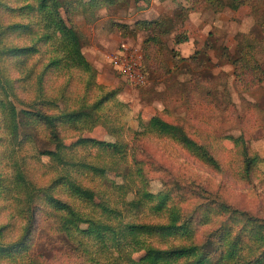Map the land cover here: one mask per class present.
Wrapping results in <instances>:
<instances>
[{
    "label": "rangeland",
    "instance_id": "obj_1",
    "mask_svg": "<svg viewBox=\"0 0 264 264\" xmlns=\"http://www.w3.org/2000/svg\"><path fill=\"white\" fill-rule=\"evenodd\" d=\"M98 1L100 4L95 5L96 9L91 6L87 10L82 8L70 17L83 34V53L96 70L98 85L87 86L89 74L64 67L49 70L44 78V92L57 99L62 108H74L80 102L95 101L99 93L118 91L105 111L115 115L120 113L125 127L121 138L129 147L125 160H120L119 172L107 176L117 183L137 179L140 189L170 196L168 208L161 213L152 208L155 202L138 209L126 204L125 201L137 198L135 191L138 187L126 196L111 189L115 198L112 193L107 198L123 211L127 221L166 223L175 215L181 223L189 224L188 234L197 243L218 238L224 230L232 231L233 239L241 244V261L238 260L242 264L253 256L264 254V227L259 226L256 237L248 234L253 224L264 223V162L257 164L251 174L243 173L245 142H249V153L257 152L264 158V81L253 90L244 89L235 80L233 64L239 53L237 50L248 45L241 35L250 32L247 38L253 43L256 59L264 67V44L260 41L264 31L257 28L252 8L221 11L219 6L205 0ZM23 4L22 0H0V26L31 23L27 32L19 28L10 29L5 36L0 35V52L5 44L32 43L31 34L40 30L33 12L26 17L12 10V7ZM191 7L196 10H189ZM162 19L167 20L171 30L160 35L159 43H150L147 39L156 32L143 28L138 21ZM178 36L187 39L179 43ZM123 43L131 56L141 55V65L146 68L145 72L142 69L146 79L144 84L131 82L110 63L109 57ZM38 47L40 53L28 62V68L35 74L40 73L54 54L48 45ZM14 63L11 58L0 59V74L19 76ZM17 87L18 96L13 101L18 110L35 112L37 98H33L37 97V92L34 89L21 91L18 84ZM0 96H3L1 87ZM114 101L125 106L120 108ZM32 102L33 105L36 102L33 107ZM155 114L185 127L192 139L217 159L220 167L200 161L193 150L169 139L150 134L135 136V131H143ZM32 118L35 119L36 115ZM28 119H19L24 124L21 127V157L33 155L35 147L37 150L53 148L45 129L39 128L35 122H28ZM65 131L61 134L66 136L67 143L78 139V132ZM26 133L30 135L25 136ZM86 135L116 140L104 124L87 130ZM240 135L245 142L235 145L228 139ZM89 152L91 157L101 156L98 148ZM30 157L25 160L27 174L38 185L48 184L55 174L42 167L35 156ZM42 159L48 163L47 156ZM127 170L131 174L125 179L123 176ZM10 174V128L4 127L0 113V264H32L33 260V264H91L83 256L82 247L67 240L57 230L55 220L43 216L38 218V226L31 234V252L10 253V244L20 240L27 231L24 220L13 215ZM85 184L99 192L106 190L104 183L97 178L86 179ZM61 197L70 201L65 195ZM75 204L80 208L77 201ZM228 207L246 211L248 214L242 216L247 219L238 221ZM217 243L220 242L217 240ZM221 248L219 244L218 249ZM105 249L117 262L115 243L108 241ZM219 258L217 252L211 255L213 264H220Z\"/></svg>",
    "mask_w": 264,
    "mask_h": 264
},
{
    "label": "trees",
    "instance_id": "obj_2",
    "mask_svg": "<svg viewBox=\"0 0 264 264\" xmlns=\"http://www.w3.org/2000/svg\"><path fill=\"white\" fill-rule=\"evenodd\" d=\"M22 1L23 5L12 7V10L15 11V14L20 12V15L26 17L33 12L37 16L40 30L31 34L33 36L32 43L26 45L5 44L0 52L5 57L0 59L2 61L13 59L14 66L20 72V75L16 77L0 74V87L3 94L0 96V113L3 115L4 127L10 128V203L13 206V215L24 220L25 229L27 228L20 240L10 244V250H12L10 253L17 254V251L20 250L24 253L31 252L30 239L33 237L31 234H33V229L38 226V218L43 216L46 219L55 220L57 230L61 234L63 233L67 240H71L70 242L79 244L82 247L83 256L91 264H213L211 255L215 252L220 254V258L217 260H220V264H242L239 262V260L241 261V244L239 240L233 239L232 231L224 230L218 238L214 237L210 241L197 243L188 234L190 232L188 231L189 224L181 223L180 218L175 215L166 223L127 221L124 219L123 211L118 210L115 204L112 205L110 199L107 198L109 194L112 193L111 196L115 198L113 193L119 190L126 196L138 187L135 191L137 198L125 201L126 204L138 209L149 202H155L152 208L155 212L161 213L168 208L167 201L170 197L169 194L161 192L155 194L140 189L137 179L128 183H117L107 176L108 173L119 172L120 160H125L129 147L128 143L121 138L125 127L120 113L115 115L105 111V109H109V102L115 100L118 91L99 93L95 101L80 102L79 106L74 108H62L57 99L44 92V78L49 70L64 67L78 69L89 74L87 86L98 85L95 81L96 70L83 53V34L70 20V17L82 8L87 10L91 6L96 9L95 5L100 3L98 0L84 2L76 0L74 3L71 0ZM205 1H211L210 4L219 6L218 10L221 11L226 8L237 10L242 7H251L257 28L264 31V0ZM189 10L196 9L191 7ZM138 24L156 32L147 39L150 43L152 41L159 43L160 35L167 34L171 30L167 26V20L163 19L138 21ZM30 25L31 23L20 22L14 23L12 26L3 24L0 26V35L5 36L10 29L23 28L27 32ZM249 34L250 32L241 35V39L247 41L248 45L237 50L239 53L233 64L235 80L239 86L246 90H253L264 81V67L254 55L253 43L247 38ZM186 39L187 37L178 36L177 42L182 43ZM260 41L264 44V37ZM40 44L51 47L54 54L40 73L35 74L32 69L28 68V62L40 53L38 47ZM262 51L264 52V50ZM142 69L145 72L146 68L143 64L141 71ZM17 84L21 87V91L34 89L37 92V97L33 98H37L35 112L18 110L16 107L13 98L18 96ZM99 88L102 89L101 85ZM114 103L120 108L125 106L120 101H114ZM30 105L32 106L33 102ZM50 110L53 112H49ZM34 115H36L35 119L32 118ZM25 118H30L28 122H35L39 128L45 129L49 134L53 148L37 150L35 147L33 155L19 156V152L23 148L21 127L24 125L20 123L19 119L23 121ZM100 124H104L108 128L111 135L116 138L115 141L84 136L87 130H93ZM65 129L78 132L76 136L78 139L67 143L66 136L61 134V131L66 132ZM146 134L169 139L188 150H193L192 152L196 153L200 161L215 168L220 167L217 159L208 154L204 146L197 144L185 127L165 120L160 114L151 116L143 131H135V136ZM24 135L29 136L30 134ZM228 139L232 140L235 145L246 140L241 135L230 136ZM245 146L243 173L251 174L259 163L264 162V158L257 152L249 153V142H245ZM92 148H98L101 156L91 157L89 150ZM30 156H35L42 167L48 168L55 174L48 184L38 185L27 174L25 160L31 158ZM43 156L49 158L48 163L43 161ZM129 174L131 171L127 170L123 178L126 179ZM96 178L104 183L105 191H96L85 184L86 179ZM60 195L69 197L70 201L63 199ZM76 201L80 208L75 204ZM228 208L237 216L238 221L247 219L242 216L248 214L246 211ZM249 220L251 219L248 218ZM259 226L264 227V223L261 221L260 225L253 224L248 234L256 237L259 233ZM179 239L180 241H178ZM217 240L222 246L220 250ZM108 241L115 243L118 253L117 262L106 252L105 246ZM210 252L213 253L210 254ZM234 258H237L236 261L231 260ZM34 262L35 260L31 263ZM243 264H264V254L253 256Z\"/></svg>",
    "mask_w": 264,
    "mask_h": 264
},
{
    "label": "built area",
    "instance_id": "obj_3",
    "mask_svg": "<svg viewBox=\"0 0 264 264\" xmlns=\"http://www.w3.org/2000/svg\"><path fill=\"white\" fill-rule=\"evenodd\" d=\"M128 50L125 43L121 44L115 54L109 57V61L128 80L135 84H142L146 79L141 71V55L133 57Z\"/></svg>",
    "mask_w": 264,
    "mask_h": 264
}]
</instances>
